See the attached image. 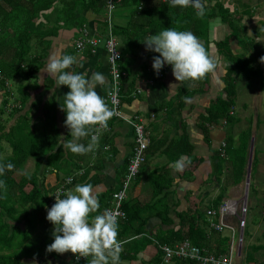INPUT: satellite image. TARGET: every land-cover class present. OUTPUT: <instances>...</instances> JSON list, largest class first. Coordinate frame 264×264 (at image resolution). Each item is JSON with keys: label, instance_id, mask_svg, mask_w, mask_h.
I'll list each match as a JSON object with an SVG mask.
<instances>
[{"label": "crops", "instance_id": "obj_1", "mask_svg": "<svg viewBox=\"0 0 264 264\" xmlns=\"http://www.w3.org/2000/svg\"><path fill=\"white\" fill-rule=\"evenodd\" d=\"M218 1L225 8L238 13V16H240L239 14L243 15L241 19L243 31L238 37L233 36L229 25L224 23L221 17H216L210 22L207 52L215 59L216 68L207 73V82L203 83L200 79L177 81L171 67L164 72L162 77H159L152 67L153 57L159 54L146 50L144 43H142L134 50V55L129 56L122 64L125 73L121 104L122 117L112 120L109 123V129L101 132L93 151L78 155L64 150L61 143L62 140L70 138L69 130L64 124L66 113L59 106L64 93L69 89L66 85L56 87L54 78L42 69L51 55L70 54L74 56L76 62L72 65L71 71L83 73L86 77H91L95 72L104 74L106 77L105 84H94V87L105 101V96L110 87V73L104 45H99L95 52L90 48L80 52L77 51L75 44L79 39L85 37H104L99 26L107 16V8L105 0L94 8L89 6L92 5L90 0H71L74 6L78 5L72 20L62 15L63 0H43L42 5H47V7L41 9L38 16L34 18L31 29L35 32V36L29 39V48H31L29 61L34 60L33 67H38V69L30 77L31 79L26 81L27 83H23L25 81L23 75L14 78L7 77L5 80L8 81V84L0 78L4 84L3 86L0 85V110L4 108L6 111L1 116V122L5 124L6 133L18 123L21 117L25 116L26 128L29 127L30 131L27 129L28 132H23L27 133L22 140L23 145L28 148L31 141L36 142L40 139V141L43 140L42 144L47 143L50 148H44L41 165L36 161V157L30 156L14 176L16 178L36 174L43 176L44 188L51 196L67 176L83 169L85 171L84 176L87 177L86 181L82 182V176L77 177L69 189L72 190L77 184L89 183L93 186L98 199V209L100 206H107V196L110 197L114 191L120 188L126 173L135 142V134L130 120L138 117L143 121L152 141L158 140L160 144L165 138V142L159 151L147 155V162L142 168L140 178L129 191L128 197L136 198L141 204L151 206L157 199L167 194L165 200L170 206V218L172 219L171 223L164 224L158 216L149 218L146 226L147 234L155 236L160 231L178 229L181 222L180 214L189 209L194 210L198 207L203 212L214 209L208 206L216 201L221 191V185L227 189L222 202L238 201L237 198L240 197L248 176V166L252 169L254 150H256V154L259 152L261 158L258 159L257 155L255 157V172L252 174L250 184V187L253 185L254 189L251 191L249 211L253 213L254 210H257V197L264 193V106L262 105L264 86L254 90L249 98L244 96L243 99L241 95L250 90L249 88L253 86L254 81L258 80V78L256 80L253 78L258 76L247 79L245 75L249 71L242 73L241 77L244 82L239 79L236 84V106L229 113L232 116V121L229 122L226 119L228 123H224L223 119L211 129H205L202 124L211 103L227 96V71L231 65L230 60H232L230 53L235 57L248 55L251 58L250 63L253 69H258V64H264V62L259 63L258 61L261 53H264V0ZM29 3L35 8L27 5L23 12H19L21 16H26L31 11L32 13L35 12L37 2L26 0V4ZM121 4L122 0H117V5L112 14V27L126 26L132 10L135 8ZM106 19L108 20V18ZM0 21L4 28H1V33L7 37V40L0 47V58L4 55L6 59L17 60L18 55L12 43L14 33L11 29L15 25L7 24L6 18H1ZM8 27L10 29L7 30ZM39 29L44 32V37L37 35L36 32ZM257 32L260 34H255ZM258 37H260V43L263 47L253 44V48L247 50L249 42L256 41ZM117 38L121 41L123 49L125 47L123 38L120 35H117ZM226 39H228V46L226 45L227 47L225 46L222 52L218 44ZM199 40L205 46V39L199 38ZM43 51H45V55L40 57ZM241 58L235 59L241 60ZM261 75H264V70ZM23 85L27 86L22 87ZM137 87L141 88L142 92L136 96L133 92ZM19 88L26 89L29 94V100L26 103H24V97ZM180 102H182L180 104L182 107L179 109L177 104ZM249 104H251L250 109L248 108ZM240 108L244 109L243 113H240ZM250 110L254 114L251 115ZM12 112L14 114L11 116ZM96 128L94 126L91 133L95 132ZM245 129L251 131L245 178L241 182L233 184L231 177L233 166L225 155L226 153L225 156L222 155L223 153L221 154L222 157L228 159L222 170L218 169L219 159L214 158V154L218 151L224 152L227 143H231L233 146L240 144L239 134ZM17 136L15 135L10 139L12 140ZM178 137H185L192 147L190 153L184 152L181 155L185 163L182 170L179 171L175 170L172 165L181 157L175 158V154L169 155L166 152L170 142ZM25 139H28V143ZM11 140L3 147L1 156L4 158L15 155ZM88 140L89 137L86 136L82 138L81 142L87 144ZM223 143L226 145L224 148L222 147ZM107 145H110V150L105 149ZM180 147L183 148L182 145ZM50 156L56 165L55 168L46 167ZM217 172L221 173V183H218L215 178ZM254 174L256 177L253 179ZM157 178H165V182L171 183L168 191L155 194ZM33 187L34 185L29 183L26 190L30 191ZM105 207L100 213L104 211ZM97 212L91 213V215H96ZM253 214L247 216V238L249 240L257 239L260 242L261 239H264V211L256 219ZM229 223L233 226L236 225L235 220L230 219ZM224 234L230 236L231 232L226 230ZM252 243L248 241L245 250L251 246L260 248L261 245H264V242L254 245ZM68 252L62 253L61 259H68L69 257H66ZM157 253V246L152 243L147 245L135 260H124L120 264H151V260ZM259 258L261 257L259 256ZM59 260H52L48 264H60ZM45 261H47L46 258Z\"/></svg>", "mask_w": 264, "mask_h": 264}, {"label": "trees", "instance_id": "obj_2", "mask_svg": "<svg viewBox=\"0 0 264 264\" xmlns=\"http://www.w3.org/2000/svg\"><path fill=\"white\" fill-rule=\"evenodd\" d=\"M32 1L37 2L35 12L32 13L31 11L30 14L28 13L26 16H21L19 12H23L27 5L33 8L35 7L30 3L26 4V0H0V19L6 18L7 24L11 23V25L16 26V28L14 26L11 29H13L14 33V39L12 40L13 47L18 55L17 60L6 59L4 55L1 56L0 71L4 73L5 78H14L18 75H23V79L25 80L23 83H27L38 69V67H33L35 64L34 60L29 61V51L31 49L29 48V39L35 36V32L31 29L33 28L34 18L38 16L41 9L47 7V5H42L41 2L43 0ZM101 1L104 0H90L92 5L89 6L94 8V6L100 4ZM201 3L204 6V14L198 16L196 10L190 6L185 8L172 7L169 5L168 1L164 0H122L121 5L135 8L132 10L130 20L126 26L112 27L114 35H120L125 44V47L121 50V67L123 61L129 58V56L134 55V50L142 44L141 40L144 39L146 35L156 33L164 27L192 31L198 38L205 39L206 43L204 47L206 51L208 50L209 22L212 19L221 17L223 22L229 25L233 36L235 35L238 37L243 31V28H241V19L243 15L239 14L240 16H238V13L230 11L229 8H225L218 0H201ZM77 7L78 5L74 6L71 0H63L62 15L73 20ZM1 28L4 29L0 21V47L4 44V41L7 40L6 35L1 33ZM99 28L103 32L102 34H104L102 35L104 36L103 38H105L108 31V21L106 18L102 20ZM8 29L10 28L8 27L7 30ZM36 33L40 37H44V32L40 29ZM255 34L259 35L260 33L258 34L257 32ZM227 43L228 39L218 44L222 52ZM253 44L263 47L260 42L253 40L247 45V50L253 48ZM44 55L45 51L41 53L40 57ZM230 56L232 60H230L231 65L228 67L229 69L227 71V96L226 98H219L211 103L207 112L208 114L204 117V123L202 124L205 129H211L215 124L222 122L223 119H228L229 122L232 121V116H230L229 113L230 110L235 109L237 98L236 78L234 75L237 76L239 73L249 71L245 76L247 79H250L256 74H262L258 69H253L250 63L251 58L248 55L235 57L230 53ZM261 56H264V53H261ZM239 57H242L241 60L235 59ZM258 61L259 63L261 62L260 59ZM123 68L124 67H122V69ZM207 79L208 75L206 74L205 77L200 80L204 83L207 82ZM2 81L5 82V80ZM0 85L3 86V82L0 81ZM138 89L140 92L136 93ZM19 91L24 97V103H26L29 100L28 92L26 89L22 88H19ZM141 92L142 89L137 87L133 93L137 96ZM181 103L182 102L177 104L179 105V109L182 107V105L180 106ZM4 112H6L4 108L0 110V164L11 163L13 167L11 170L6 169L5 173L0 176V180L4 183L3 189H0V264H33L30 263L29 259H36L38 261L37 264H48V262L56 259H60V264H90L92 257H89L84 263H72L70 261H74L73 257L76 254L68 252L66 257L69 258L61 259L60 253L46 251V246L53 241L52 231L54 226L46 219L50 195L44 188V177L36 174L34 176L30 175L16 178L14 174L30 156L36 157V161L41 165L43 162V150L44 148L49 149L50 147H48L47 143L42 144L41 142L43 140L40 141V139L36 142L31 141L28 148L23 145L22 140L27 134L23 132H28L27 129L30 131L29 127L26 128L27 121L25 120V116L21 117L18 123L6 133L5 124L1 122V116ZM13 114L12 112L11 116ZM114 119L116 118L112 116L107 121L108 126ZM15 135L18 136L11 140L10 138ZM148 138L150 142L146 151V160L147 155L149 156L159 151L160 147L164 144L163 142H165V138L160 144L158 140L152 141L149 135ZM250 138V131H244L240 144L233 146L231 143H227L226 151L224 150V154L226 153L225 155L233 166V172L231 173L233 184H237L245 178ZM3 139H6L9 143L11 140L14 147L13 152L15 154L13 157L4 158L1 156L3 152L1 142ZM181 145L183 147L182 149L180 147ZM191 150L192 147L187 139L185 137H178L170 142L166 152L169 155L175 154V158H179L184 152L190 153ZM222 153L223 152L218 151L214 154V158L216 157V159H219L218 169L220 170H222L223 166H225L228 161L227 157L221 156ZM256 155V150H254L253 156L256 157ZM255 157L252 159L251 172L254 170L253 163H255ZM146 162L147 161H145V163ZM144 164L133 181L131 188L138 181V178H140ZM55 166L50 156L46 167L55 168ZM220 172L215 174L218 183H221ZM153 177H155V175H153ZM86 179V176L81 177L82 182L86 181ZM156 182H158L155 185L157 188L155 190L156 195L168 191L171 187V183L169 181L165 182V178H157ZM29 183L33 184L34 187L30 191H27L26 186ZM250 189L251 191L254 189L253 185H251ZM220 190L216 201L208 207L214 209L219 207L227 192L226 187L223 185H221ZM166 197L167 194L157 199L151 206L143 205L136 198L130 196H127L123 201L122 210L125 216L118 223L116 237L117 242L125 241L119 253L120 263L124 260H135L138 254L149 244L154 243L157 246L155 242H158L163 245H175L186 239H189L195 245L206 248L210 253L216 255L229 253L231 244L230 236L216 231L210 230V232L206 212H203V210L198 207L194 210L189 209L180 214L181 222L178 229L173 228L167 231H160L155 236L147 234L146 226L151 217H160L164 224L172 222L170 218V206L167 200H165ZM108 198L107 196V206L109 204ZM105 206L106 205L100 206V208L97 209V213L99 214ZM157 250L158 253L151 260V264H161L162 262V252L159 250L158 246ZM254 252H259V254L255 255ZM259 256L261 258H259ZM45 258L47 259V261H45L46 263L44 262ZM245 259L248 262L264 264V245H261L260 248L256 246L249 247V249L245 251ZM173 264L197 263L194 261L175 260Z\"/></svg>", "mask_w": 264, "mask_h": 264}, {"label": "clouds", "instance_id": "obj_3", "mask_svg": "<svg viewBox=\"0 0 264 264\" xmlns=\"http://www.w3.org/2000/svg\"><path fill=\"white\" fill-rule=\"evenodd\" d=\"M168 3L179 8L190 6L198 16L204 14L201 0H168ZM141 42L146 50L159 54L153 57L154 71L158 74L166 64L170 65L177 81L202 79L216 68L215 59L190 30L164 27L146 35ZM256 42H260V37ZM260 61L264 62V56L260 57ZM75 62V57L70 54H54L49 56L42 70L54 78L56 87L66 85L69 89L59 106L66 113L64 124L70 138L61 143L64 150L83 155L94 150L99 139L92 134L98 127L106 126L113 112L94 87V84H105L104 74L95 72L86 77L83 73L71 71ZM5 79L4 76L1 80ZM94 126L97 128L91 133ZM86 136L89 137L87 144L81 142ZM184 163L181 157L172 166L179 171ZM12 167L11 163L0 164V176ZM66 183H71V178H67ZM3 187L4 183L0 180V189ZM98 207V199L89 183L77 184L63 195L55 192V203L47 209L46 215L54 226L53 241L46 246V251L60 254L70 251L76 254L77 259L92 257L90 264H120L117 217L109 210L92 216L91 213L96 212Z\"/></svg>", "mask_w": 264, "mask_h": 264}, {"label": "built area", "instance_id": "obj_4", "mask_svg": "<svg viewBox=\"0 0 264 264\" xmlns=\"http://www.w3.org/2000/svg\"><path fill=\"white\" fill-rule=\"evenodd\" d=\"M168 1V0H164ZM107 8L108 18V31L105 35V38L97 37H85L79 39L75 47L77 51H84L86 48H90L93 52L96 51V48L103 44L107 53V62L108 69L110 73V88L105 96V102L108 107L113 112V117L120 119L121 114V104H122V93L124 90V77L125 73L121 67L120 58H121V41L114 35L112 31V14L117 5V0H105ZM171 66L165 65L158 73L159 77H162L164 72L168 70ZM0 78H4L3 73L0 71ZM8 84V81H6ZM140 92L138 89L136 91ZM132 128L134 130V146L132 149L131 157L128 161V166L126 173L124 174L122 184L119 189L114 191L108 198L109 204L104 210H109L114 213L117 217V222L124 218L125 213L122 210V203L127 198L128 192L131 189L132 183L135 180L137 174L139 173L142 165L146 161V151L149 146V138L146 132L145 125L143 121L136 117L130 120ZM224 123H227V120L224 119ZM109 128L108 124L106 126H100L97 128L96 132L92 135H96L99 139L101 132ZM222 147H226L223 143ZM106 150L110 149V146H105ZM224 155V152L222 154ZM85 171L80 169L76 171L73 175H70L61 182L57 189L51 194L49 201V208L55 203V192L59 191L62 195L63 193L69 191V188L74 184L77 177L83 176ZM71 178V183H66V179ZM226 201L222 202L217 209H208L206 211L209 223V231H216L223 233L226 230L231 232V244L228 254H213L210 253L206 248L200 247L193 244L189 239H186L175 245H163L155 242L162 252V262L161 264H173L175 260H185V261H194L197 264H256L253 262H248L245 259V250H244V240H245V231L247 228V214H248V204L247 198L242 197V204L239 208H236V203ZM234 218L238 219V225H231L228 220H233ZM210 231V232H211ZM238 235V237H237ZM125 241H118L120 249L122 248ZM89 258V257H88ZM87 257L76 258V255L73 257L75 263H83L88 260Z\"/></svg>", "mask_w": 264, "mask_h": 264}, {"label": "rangeland", "instance_id": "obj_5", "mask_svg": "<svg viewBox=\"0 0 264 264\" xmlns=\"http://www.w3.org/2000/svg\"><path fill=\"white\" fill-rule=\"evenodd\" d=\"M215 19V18H214ZM214 19H212L211 21H213ZM210 21V22H211ZM210 22H209V24H210ZM262 65H264V64H262ZM262 65H260V64H258V70L260 71V72H263V70H264V66L262 67ZM241 75H242V73H239V76H236V75H234V77L236 78V84L238 83V80L240 79L242 82H244V80H243V78L241 77ZM254 76H258V77H254L253 79H257L258 78V80H256V81H254V83H253V86L252 87H250L249 89V91H246V93H243L242 95H241V97L244 99V96H246L247 98H249L250 97V95L251 94H253L254 93V90H257V89H259V88H263V85H264V75H259V74H256V75H254ZM22 87H26V85H23ZM242 98H241V101L243 102V100H242ZM262 105L264 106V98H263V103H262ZM241 106H242V104H241ZM242 108V107H241ZM240 108V113H243L244 112V109H241ZM248 108L250 109L251 108V104H249V106H248ZM249 111V110H248ZM250 114L252 115V114H254L253 113V111H251L250 110ZM259 115H260V113H259ZM262 116V115H261ZM262 120V119H261ZM260 120V121H261ZM242 128V127H241ZM244 131H250L249 129H245V130H243V131H241V133L239 134V138H238V140H239V142H241V138H242V133L244 132ZM250 136H251V131H250ZM25 140H27V143H28V139H25ZM262 141H263V139H262ZM1 144H2V146L4 147V145H6L7 144V140L6 139H3L2 140V142H1ZM257 146L259 147V144L257 143ZM248 151H249V149H248ZM250 152V151H249ZM248 156H249V153H248ZM248 156H247V161H248ZM254 157L255 156H252V158L254 159ZM257 157H258V159L259 158H261V156H260V154H259V152H257ZM254 164V163H253ZM255 172V170H253V172H251V169H250V166H248V176H247V179H246V181H245V183H244V189L242 190V193H241V195H240V197L239 198H237V200H238V202L236 203V208H239L240 206H241V204H242V196L243 197H249V199H247V204H248V214L247 215H251V214H253L255 211V214H253V215H255L254 216V218L256 219L257 218V216L258 217H260L261 216V212H263L264 211V193H262L261 195H260V193H259V197H257L258 198V208H257V210H254L253 211V213H251L250 211H249V205H250V196H251V194H252V192H251V189H250V184H251V179H252V173H254ZM256 177V175L254 174L253 175V179ZM131 191V190H130ZM128 194H129V192H128ZM249 201V202H248ZM230 202H233V205H234V207H235V204H234V201L233 200H231ZM257 214H259V215H257ZM252 215V216H253ZM236 221V225L235 226H237L238 225V219L237 218H234L233 219V221ZM228 222H230V220H228ZM237 237H238V235H237ZM248 241H250V242H253L252 244L254 245V244H260L261 242H264V239H261L260 240V242H258V240L257 239H252V240H249L248 238H247V233H246V231H245V240H244V250H245V246H246V244L248 243ZM248 250V249H247ZM246 251V250H245ZM255 253V252H254ZM259 254V252L258 253H255V255H258ZM29 261H30V263H33V264H37L38 263V261L36 260V259H29ZM28 261V262H29Z\"/></svg>", "mask_w": 264, "mask_h": 264}]
</instances>
